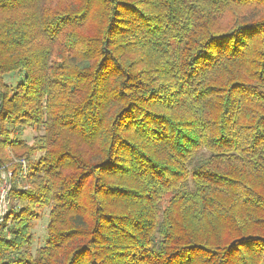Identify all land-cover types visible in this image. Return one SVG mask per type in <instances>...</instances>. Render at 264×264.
I'll use <instances>...</instances> for the list:
<instances>
[{
  "label": "trees",
  "instance_id": "1",
  "mask_svg": "<svg viewBox=\"0 0 264 264\" xmlns=\"http://www.w3.org/2000/svg\"><path fill=\"white\" fill-rule=\"evenodd\" d=\"M11 155L0 264H264V0H0Z\"/></svg>",
  "mask_w": 264,
  "mask_h": 264
},
{
  "label": "rangeland",
  "instance_id": "2",
  "mask_svg": "<svg viewBox=\"0 0 264 264\" xmlns=\"http://www.w3.org/2000/svg\"><path fill=\"white\" fill-rule=\"evenodd\" d=\"M11 80H13L12 84H14L18 81V78L14 77ZM16 133H18L17 136L20 137L21 140H23L26 144H29V145L33 144L34 138L39 134V132L33 126L21 127ZM41 133H42V131H41ZM10 158L13 161L12 162L13 164H19L20 166H22V164L17 162V160H22V159H24V157L18 158V157L11 155ZM38 158H39V155L37 157H35V160H37ZM12 163L9 165L8 164H6V165H8V167H10V165H12ZM27 166L28 165L22 167L20 169V172L15 174V177L13 178V183H12L13 187H10L8 185L3 186V184H1L2 179H0V200H2L3 204L5 205L4 209H3V211H5L3 213V216H4L3 223L5 222V224L8 222L11 223L10 213H11L12 208L17 212L20 211V206H21L20 204L21 203H20L19 198L17 196L18 193L21 194V193L27 191L29 188L28 184H27V179L25 176L26 173L25 174L21 173L22 169L24 171L27 169ZM27 173H28V171H27ZM15 179H17V180H15ZM4 187H5V192H2V189ZM48 214H49V212L47 210H44L43 216L41 217L42 219L32 223L31 232H32L33 237H34L33 243H32L33 253H35V251H36L35 249H37L39 246L44 244L45 237L47 238V225L49 222ZM9 225H11V224H9ZM4 231H6V230L4 229V226H3L1 233H3Z\"/></svg>",
  "mask_w": 264,
  "mask_h": 264
},
{
  "label": "built area",
  "instance_id": "3",
  "mask_svg": "<svg viewBox=\"0 0 264 264\" xmlns=\"http://www.w3.org/2000/svg\"><path fill=\"white\" fill-rule=\"evenodd\" d=\"M17 162H19L20 164H22L21 168L27 165V162H26L25 159L17 160ZM4 169L5 170L3 171L2 175H1V179H2L1 184H3V186H7L8 185L10 187H13L12 186L13 178L15 177V174L16 173H15V171L13 169H8V168H4ZM21 173H24V174L26 173V175H27V169L25 171L22 169ZM15 180H17V179H15ZM2 192H5V187L2 189ZM4 206L5 205L3 204V201L0 200V237L2 235L1 232H2L3 226H4V229L6 230L3 233H7V234H9L8 230H9V228L11 226V225H9L10 224L9 222L6 223V224H5V222L3 223V221H4L3 213L5 212V211H3Z\"/></svg>",
  "mask_w": 264,
  "mask_h": 264
}]
</instances>
